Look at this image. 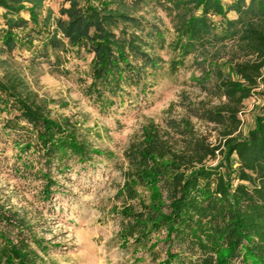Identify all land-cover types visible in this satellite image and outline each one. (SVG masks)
Here are the masks:
<instances>
[{
    "label": "trees",
    "instance_id": "obj_1",
    "mask_svg": "<svg viewBox=\"0 0 264 264\" xmlns=\"http://www.w3.org/2000/svg\"><path fill=\"white\" fill-rule=\"evenodd\" d=\"M46 1L0 0V40L7 53L25 33L27 38L46 34L45 46L52 49L93 54L85 95L101 110L149 92L150 78L164 64L156 53L167 46L160 27L114 8L111 0H64L59 17L43 16ZM161 1L175 34L169 43L178 54L173 70L192 54L215 47L225 52L204 70L215 79L206 90L220 103L200 102L190 109L216 125L221 139L213 145L190 120L171 122L166 132L145 127L125 153L123 234L145 244L153 233H164L166 259L160 264H264V113L255 116L246 135L240 117L245 102L264 85V0ZM232 11L236 19L228 18ZM215 16L223 21L215 22ZM3 113L9 116L1 120ZM0 127L21 156L40 165L25 170L44 182L45 198L52 195L56 176L72 170L70 161L86 163L102 155L79 123L54 118L17 73L0 76ZM219 155L215 166L208 165ZM139 186L159 190L155 204L139 197ZM34 246L46 251L26 233L23 221L0 206V264H41Z\"/></svg>",
    "mask_w": 264,
    "mask_h": 264
},
{
    "label": "rangeland",
    "instance_id": "obj_2",
    "mask_svg": "<svg viewBox=\"0 0 264 264\" xmlns=\"http://www.w3.org/2000/svg\"><path fill=\"white\" fill-rule=\"evenodd\" d=\"M111 1L114 8L160 27L167 46L156 51L164 64L150 78L149 92L145 96L137 93L125 96L123 102L118 99L107 110H101L85 95L86 85L91 81L93 54L77 52L71 47L68 52L46 47V34L27 38L25 33H20L19 44L11 54L0 40V76L7 72L19 74L47 102L54 118H69L79 123L89 142L102 153L91 162L70 161L72 170L56 176L52 195L45 198L44 182L25 170V167L37 170L40 165L33 164L34 157L21 156L12 139L0 131V206L23 221L26 233L43 243L46 251L34 246L41 255V264H160L166 259L164 233H153L145 244H138L126 238L122 231L125 196L121 191L128 168L125 153L132 143L141 139L145 127L155 125L166 132L169 123L183 120H190L197 131L209 136L213 145L221 139L216 125L202 121L190 109L200 102L220 103L217 96L206 90L215 79L209 78L204 70L217 64L224 50L215 47L206 54H192L173 70L171 62L178 59V54L169 43L175 34L162 1ZM224 1L227 5L232 2ZM63 6L64 0H47L43 16L52 12L54 17H59ZM22 15L34 25L27 13ZM227 16L237 18L233 11ZM213 20L220 23L223 18L215 16ZM3 25L0 17V27ZM263 113L264 85L245 102L240 116L242 134L246 135L254 127L255 116ZM8 116L3 113L1 120ZM221 159L219 155L208 165L215 166ZM137 191L147 204H155L157 188L139 186Z\"/></svg>",
    "mask_w": 264,
    "mask_h": 264
}]
</instances>
